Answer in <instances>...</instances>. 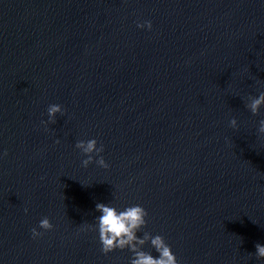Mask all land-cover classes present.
Here are the masks:
<instances>
[{"label":"water","instance_id":"water-1","mask_svg":"<svg viewBox=\"0 0 264 264\" xmlns=\"http://www.w3.org/2000/svg\"><path fill=\"white\" fill-rule=\"evenodd\" d=\"M261 91L264 0H0V264H130L83 227L98 202L143 206L179 264H264Z\"/></svg>","mask_w":264,"mask_h":264},{"label":"clouds","instance_id":"clouds-1","mask_svg":"<svg viewBox=\"0 0 264 264\" xmlns=\"http://www.w3.org/2000/svg\"><path fill=\"white\" fill-rule=\"evenodd\" d=\"M138 28L147 27L151 29V22L144 21L143 24L138 23ZM264 105V91H261L257 96L250 97L248 103L245 105L253 115L258 114L260 107ZM65 109L60 104H50L47 108L48 119L42 120L41 123L47 125L49 123H55V114L60 113L63 115ZM231 127L237 126V121L232 118L229 121ZM258 133L264 135V119L259 121ZM59 143V141H56ZM75 148L79 149L81 153L86 155V159L82 160L83 167H87L90 162L93 161L92 153H96L98 158L96 163L103 167L108 168V164L105 162L99 153L103 151V145L97 147V141L92 138L88 140H78L75 143ZM3 156L7 155L5 150L2 153ZM96 211L100 215L95 217L94 224H86L83 227L87 230H95L98 232V239L101 245V252L108 254L116 249L124 250L127 248L132 253L130 264H179L176 255L172 252L170 245L166 243L164 238L157 234L151 235L148 232H144L142 236H138L139 232L147 223L146 217L148 215L146 209L139 205H129L123 209H118L116 206L109 203H96ZM28 211L27 208L24 209ZM38 227L44 231L53 229V224L48 217H43L39 221ZM44 234L43 231H38L36 227L31 229L32 238H38ZM146 242H150V246L155 250L158 255H153L151 252L142 249V246ZM255 255L257 259L264 258V244L256 243L255 252L249 253V257Z\"/></svg>","mask_w":264,"mask_h":264}]
</instances>
